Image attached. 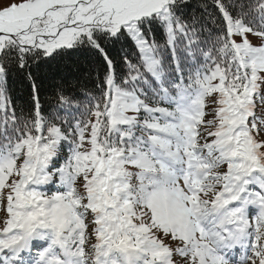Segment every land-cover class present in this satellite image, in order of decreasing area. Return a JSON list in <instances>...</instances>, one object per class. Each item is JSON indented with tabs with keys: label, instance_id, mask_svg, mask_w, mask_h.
Masks as SVG:
<instances>
[{
	"label": "snow or ice",
	"instance_id": "1",
	"mask_svg": "<svg viewBox=\"0 0 264 264\" xmlns=\"http://www.w3.org/2000/svg\"><path fill=\"white\" fill-rule=\"evenodd\" d=\"M0 264H264V0L0 9Z\"/></svg>",
	"mask_w": 264,
	"mask_h": 264
},
{
	"label": "rangeland",
	"instance_id": "2",
	"mask_svg": "<svg viewBox=\"0 0 264 264\" xmlns=\"http://www.w3.org/2000/svg\"><path fill=\"white\" fill-rule=\"evenodd\" d=\"M19 0H0V9H3L5 6L11 3H17Z\"/></svg>",
	"mask_w": 264,
	"mask_h": 264
},
{
	"label": "trees",
	"instance_id": "3",
	"mask_svg": "<svg viewBox=\"0 0 264 264\" xmlns=\"http://www.w3.org/2000/svg\"><path fill=\"white\" fill-rule=\"evenodd\" d=\"M196 2V0H193V3H195Z\"/></svg>",
	"mask_w": 264,
	"mask_h": 264
}]
</instances>
